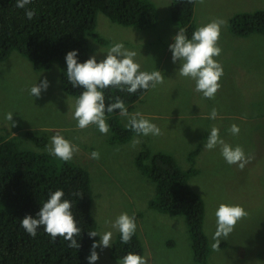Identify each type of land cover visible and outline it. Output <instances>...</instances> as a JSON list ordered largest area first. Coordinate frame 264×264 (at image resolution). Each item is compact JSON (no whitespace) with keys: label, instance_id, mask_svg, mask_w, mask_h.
<instances>
[{"label":"rangeland","instance_id":"374dc122","mask_svg":"<svg viewBox=\"0 0 264 264\" xmlns=\"http://www.w3.org/2000/svg\"><path fill=\"white\" fill-rule=\"evenodd\" d=\"M151 1L157 13L154 27L122 25L98 13L96 32L102 42L88 37V44L91 53L103 59L111 45L122 42L126 49L136 52L134 60L140 64L141 71L162 72L163 83L150 87L129 112L152 116L161 135L131 133L129 142L119 143L110 139V127L107 134L101 133L95 124L78 128L73 112L79 96L69 95L62 89L60 72L36 70L25 56L13 50L0 61V136H15L24 149L45 151L53 160L62 162L48 152L52 136L59 132L79 148L68 162L89 174L93 193L90 211L99 235L112 231L113 244L119 231L105 221H114L121 212H126L135 217V232L149 264H197L185 215L151 206L156 198V184L135 164L140 155L165 151L180 169L191 170L187 175L188 186L203 200L202 227L208 245L206 264H264V36L239 37L229 29L233 15L264 10V0L195 2L196 28L217 18L226 21L217 42L221 53L214 57L223 67V76L213 99L197 92L193 79L179 74L181 61H172L168 46L174 42L179 27L170 21L171 0ZM45 77L49 82L47 90H42L39 98L32 97L31 86ZM213 108L218 115L210 119ZM9 112L16 121L14 127L6 119ZM198 112L204 113V120L197 116ZM173 114L178 117H172ZM121 119L119 123L129 129L125 127L127 118ZM232 124L239 126L238 135L230 132ZM214 126L226 143L254 151L253 162L241 170L225 161L219 145L212 150L205 149L207 140L204 142L202 137H208ZM25 131L45 135L48 139L45 148L35 147L33 140L25 138ZM134 138L140 141L135 147L132 146ZM93 151L99 152V159L90 157ZM221 203L239 204L247 216L220 241L217 251L212 244L215 210ZM110 250L111 247L103 251L97 247L99 259L94 264H117L119 260L111 257Z\"/></svg>","mask_w":264,"mask_h":264},{"label":"trees","instance_id":"16d2710c","mask_svg":"<svg viewBox=\"0 0 264 264\" xmlns=\"http://www.w3.org/2000/svg\"><path fill=\"white\" fill-rule=\"evenodd\" d=\"M25 7L35 9L33 19L28 20L25 9L16 7V0H0V61L16 50L36 70H58L62 89L72 96H79L83 88L73 87L68 82L65 55L75 49L81 63L93 56L88 37L102 42L96 32L98 13L113 22L139 28L149 29L157 21L156 7L151 0H32ZM194 8L195 2L171 0L170 21L186 29L189 38L196 30ZM229 25L230 31L239 37L254 33L264 36V10L235 14ZM145 92L139 89L129 94L113 87L103 90L106 105L120 97L128 112ZM118 113L119 110L105 113L106 121L112 131V141L125 143L135 132L123 128ZM23 134L33 140L37 148L47 145L46 136L37 131ZM193 154L190 153V157ZM53 159L45 151L24 149L15 136H0V264H89L86 258L91 254V245L93 241L98 242V236L90 238L88 235L89 231L98 233L90 211L93 193L89 174L82 167ZM135 164L156 184V198L151 206L185 215L194 259L197 264H206L208 245L202 227L204 203L188 186L187 175L191 170L180 169L173 157L163 152L140 155ZM57 189L63 190V198L72 203V215L81 229L80 235L75 237L79 248L68 247L69 242L63 237L53 240L43 226L37 229L35 237L21 227V219L26 214L35 217L50 193ZM73 192L82 195H71ZM143 251L136 232L128 244L121 243L118 233L110 255L121 260L128 252L143 256Z\"/></svg>","mask_w":264,"mask_h":264},{"label":"clouds","instance_id":"9594fccd","mask_svg":"<svg viewBox=\"0 0 264 264\" xmlns=\"http://www.w3.org/2000/svg\"><path fill=\"white\" fill-rule=\"evenodd\" d=\"M199 2L203 4L205 0H188V3ZM32 3V0H16V7L25 9V16L28 20L36 15L35 9L26 8V5ZM226 23L223 19H214L204 25L198 26L193 31L191 38L186 35V29L179 28V31L173 37V43L169 44L172 54V61L176 63L181 61L179 74L183 77H190L195 81V90L202 92L203 96L213 99L220 88L219 80L223 76L222 65L214 59L221 53L218 46L221 26ZM259 34V33H254ZM262 35V34H261ZM136 52L128 50L122 42H116L109 47L106 56L97 61L96 57L90 56L82 63L77 59V50L73 49L66 53L65 61L67 65V80L73 86H81L83 91L75 100L73 118L77 120V127L87 128L95 124L103 134L109 132V123L106 122L105 113H112L119 110L122 117L127 118L126 128H130L137 135H161L160 128L145 118L140 112L130 114L120 97L115 98L114 103H105L103 90L106 88H116L121 91H127L129 94L137 92L139 89L147 91L150 87L154 88L157 84L164 81V75L159 70L151 72L141 71L140 64L135 62ZM61 78V76H60ZM62 84V82H61ZM49 82L47 78L41 80L39 84H34L30 88V95L39 98L41 91H46ZM218 112L215 108L209 113L210 119H215ZM6 119L11 122V126H16L13 120V113L6 114ZM230 132L238 135L240 128L232 124ZM140 143L139 139L134 138L132 146ZM220 146V152L225 161L229 164H235L243 170L252 157L246 156L244 149L240 145L232 146L220 138L219 129L212 127L204 148L212 150ZM78 146L65 139L59 132H56L51 138V146L48 152L58 157L62 162H68L73 158L75 152H78ZM92 159H99L98 151L90 154ZM65 193L61 189L51 192L46 202L40 207L35 217L26 214L20 221L21 227L32 237L37 234V229L43 226L44 231L55 240L58 236L68 241V247L79 248L75 237L81 233L76 220L72 215V203L64 199ZM71 195L81 196L79 192H73ZM216 230L213 234V250H219V244L222 239H226L233 231L236 223L247 216L245 209L239 204L221 203L215 210ZM111 224V228L118 230L121 237V243L128 244L136 231L135 217L126 212H121L114 221H105ZM89 237H96L99 234L96 231H89ZM112 231H105L99 235V242L93 241L90 249V255L86 258L89 264H94L99 259L95 251L97 247L101 251L112 246ZM117 264H149L146 257L139 254L128 252Z\"/></svg>","mask_w":264,"mask_h":264},{"label":"crops","instance_id":"0c3cea01","mask_svg":"<svg viewBox=\"0 0 264 264\" xmlns=\"http://www.w3.org/2000/svg\"><path fill=\"white\" fill-rule=\"evenodd\" d=\"M241 73H242V71L240 70V75H241ZM147 92V91H146ZM145 92V93H146ZM144 95V94H143ZM142 95V96H143ZM141 96V97H142ZM143 116H145L146 118H148V119H150V121L152 122V123H154V124H156L155 122H154V120H153V117L152 116H150V115H146V114H143V113H141ZM199 118H201V119H203L204 120V113H201V112H198V115H197ZM121 115H120V120H122L121 119ZM172 117H178L177 116V114H173V116ZM123 121V120H122ZM203 133H206L205 131H203ZM111 137H112V135H111ZM207 136L205 135V136H203L202 137V140L205 142V140H207ZM112 139V138H111ZM130 141V139L128 140V141H126L125 143H127V142H129ZM204 146V145H203ZM158 152H164V153H167V152H165V151H158ZM245 154H246V156H251L252 157V159H251V161L249 162V163H252L253 162V160H254V158L256 157V154H255V152L254 151H252V150H247V151H245Z\"/></svg>","mask_w":264,"mask_h":264}]
</instances>
